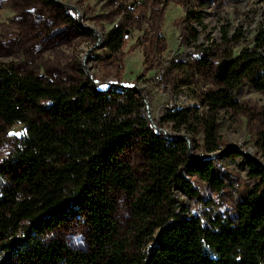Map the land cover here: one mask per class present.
<instances>
[{"label": "trees", "instance_id": "16d2710c", "mask_svg": "<svg viewBox=\"0 0 264 264\" xmlns=\"http://www.w3.org/2000/svg\"><path fill=\"white\" fill-rule=\"evenodd\" d=\"M188 16L204 26L202 10H189ZM126 32L122 26L109 32L110 51L122 49ZM221 32L227 43L239 40L244 29L231 33L222 26ZM246 78L264 91L263 27L254 46L243 48L219 87L206 94L210 114L178 111L170 119L187 127L197 121L206 152H219L223 145L217 113L237 105L233 90ZM112 92L111 86L97 90L87 83L63 87L13 65H0V141L16 123L26 126L13 153L18 167L0 190L1 264H263L264 161L248 160L249 176L257 183L236 203L233 216L206 211L186 215L182 204L167 207L173 189L199 198L193 177L221 192L225 180L216 160L192 155L186 136L168 135L157 120L143 115L134 87L124 89L111 112ZM31 111L45 118H35ZM135 138L145 141L150 163L143 189L121 158ZM115 190L137 194L131 236L123 235L114 219ZM76 212H83L90 224V251L49 237Z\"/></svg>", "mask_w": 264, "mask_h": 264}, {"label": "rangeland", "instance_id": "374dc122", "mask_svg": "<svg viewBox=\"0 0 264 264\" xmlns=\"http://www.w3.org/2000/svg\"><path fill=\"white\" fill-rule=\"evenodd\" d=\"M189 10L203 11L204 26L188 16ZM118 26L127 32L122 49L114 53L107 40ZM222 26L231 33L243 27V35L223 43ZM260 27L264 28V0H0V65H13L63 87L87 83L105 90L111 86V112L125 88H136L143 115L157 120L168 135L186 136L192 155L213 157L225 180L223 190L216 192L193 177L199 198L173 189V201H167V207L182 204L186 215L206 211L230 217L236 213V203L257 183L249 176L248 160L264 161V91L256 90L249 78L233 90L237 105L217 113L223 145L217 153L206 152L203 128L197 121L187 127L170 117L187 110L210 114L205 97L220 85V63L254 46ZM31 115L45 118L40 112L31 111ZM25 129V124L16 123L0 141V190L18 167L13 153ZM121 158L132 167L143 189L150 175L145 141L130 140ZM113 198L121 233L133 235L137 194L115 190ZM49 237L78 250L93 247L83 212H76ZM3 257L0 252V264Z\"/></svg>", "mask_w": 264, "mask_h": 264}, {"label": "water", "instance_id": "95a60500", "mask_svg": "<svg viewBox=\"0 0 264 264\" xmlns=\"http://www.w3.org/2000/svg\"><path fill=\"white\" fill-rule=\"evenodd\" d=\"M234 57H230V58H225L223 59V61L220 63L219 67H218V74L217 76L222 79L226 76V73L229 71L230 67L234 64L235 62Z\"/></svg>", "mask_w": 264, "mask_h": 264}]
</instances>
